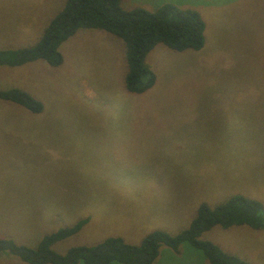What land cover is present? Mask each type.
Listing matches in <instances>:
<instances>
[{
	"label": "rangeland",
	"instance_id": "1",
	"mask_svg": "<svg viewBox=\"0 0 264 264\" xmlns=\"http://www.w3.org/2000/svg\"><path fill=\"white\" fill-rule=\"evenodd\" d=\"M65 1L0 0V49L34 45ZM164 3L195 10L204 43L156 44L141 92L124 85L123 40L101 29L78 28L57 66L0 64V90L22 89L42 106L0 99V238L34 247L85 219L52 244L63 254L110 236L138 244L154 230L176 234L201 203L234 194L264 212V0H120L124 9ZM200 238L264 264V228L215 225ZM0 264L29 263L0 251ZM152 264L211 263L182 242L161 244Z\"/></svg>",
	"mask_w": 264,
	"mask_h": 264
},
{
	"label": "trees",
	"instance_id": "2",
	"mask_svg": "<svg viewBox=\"0 0 264 264\" xmlns=\"http://www.w3.org/2000/svg\"><path fill=\"white\" fill-rule=\"evenodd\" d=\"M78 28L101 29L123 40L127 67L124 85L134 92L145 90L153 82L145 57L156 44L163 43L173 50L183 51L199 49L204 43V23L195 10L171 3L147 10L142 7L124 9L120 0H66L34 45L0 49V64L13 67L41 59L50 66H57L62 62L59 45ZM0 99L19 104L32 112L42 109L38 100L19 88L0 90ZM84 223L85 219H81L46 234L34 247L0 238V251L14 254L29 264H78L79 261L84 264H109L112 261L152 264L161 244L176 249L180 243L188 242L201 250L211 264H252L223 251L209 240L201 239L200 235L215 225H247L262 229L264 212L255 200L234 194L213 207L201 203L189 225L176 234L154 230L138 244L110 236L93 245L72 246L63 254L52 249L53 243L77 232Z\"/></svg>",
	"mask_w": 264,
	"mask_h": 264
}]
</instances>
